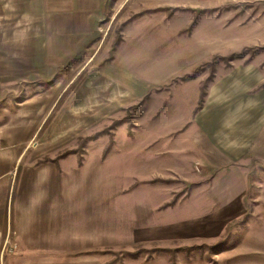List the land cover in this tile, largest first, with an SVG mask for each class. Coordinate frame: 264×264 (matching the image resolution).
I'll return each instance as SVG.
<instances>
[{
  "label": "rangeland",
  "instance_id": "rangeland-1",
  "mask_svg": "<svg viewBox=\"0 0 264 264\" xmlns=\"http://www.w3.org/2000/svg\"><path fill=\"white\" fill-rule=\"evenodd\" d=\"M165 2L104 0L81 51L64 57L59 70L10 86L11 97L0 102V213L4 200L10 219V203L44 193L60 194L76 211L102 200L108 210L101 218L93 209V221L101 220L108 247L71 253L83 257L79 264H264L263 4L197 0L190 10ZM154 21L172 23L179 37L201 31L204 57L160 82L129 76L147 64L118 58L133 56L122 50L139 33L152 35ZM139 53L133 58L159 60L157 51ZM117 69L125 73L119 79ZM118 82L126 89L119 105L111 103ZM183 83L199 91L192 119L160 138L173 118H152L173 107L168 92ZM137 84L140 93L128 90ZM177 92L191 98L195 91ZM200 112L218 120L205 141L189 132ZM88 220L76 228L101 232L87 230ZM12 232L2 259L17 252Z\"/></svg>",
  "mask_w": 264,
  "mask_h": 264
},
{
  "label": "crops",
  "instance_id": "crops-1",
  "mask_svg": "<svg viewBox=\"0 0 264 264\" xmlns=\"http://www.w3.org/2000/svg\"><path fill=\"white\" fill-rule=\"evenodd\" d=\"M166 1L160 6L176 4L193 10L192 8H197L198 5L197 0ZM209 1L235 4L232 7L243 4H263L264 9V0ZM103 8L104 0H0V87L6 94L4 97L0 96V102L11 97L8 93L14 82L22 80L28 82V78H30L28 75H44L46 69L48 70L51 66L59 70L64 57L81 51L83 44L97 31L96 28L99 25L97 19L103 12ZM154 26L155 30L152 35L146 36L144 33L142 35L139 33L138 37L128 44V48L122 50V53L130 52L134 56L135 53L138 54V51H142L139 56L159 55V60L149 57L148 62L147 58L140 60L133 56L118 58L127 62L136 60V63H141L144 61L147 64V67L141 68V71L140 69L136 71V68L126 71L124 67L129 64H122L121 68L129 76H136L148 82H160L168 76L185 71L184 68L188 66L190 59L204 57L201 54L204 42L201 31L198 32L196 39H192L191 37H179L177 30H171L173 29L170 27L172 23L164 26L154 21ZM156 36L163 38L159 39L158 44L152 48L151 45ZM144 38L146 40L140 42ZM155 51H157L156 54L150 55ZM164 57L170 64L169 69L162 66L165 63ZM247 70L248 68L240 70L243 72L241 74H245ZM105 71L109 72V70ZM124 71L120 72L117 69L113 71V74L118 75L119 79L122 74H125ZM164 71H167L166 76H163ZM229 75L234 76L233 74ZM242 79L245 81L244 78ZM136 86L137 88H128V90L130 92L131 89L139 91L141 85L137 84ZM121 87L120 84L118 89H114L112 92L117 100L111 101V103L119 105V101L124 99L126 89ZM180 88H192L195 92L191 98H187L185 93L177 92ZM168 94L173 107L164 109L161 113L157 112L152 118L154 122L162 120L167 115L173 118L171 129L169 128L172 131L168 129L160 138L167 137L177 126L190 122L195 111L194 107L199 99V91L193 83L178 84ZM169 110L170 112L167 113ZM246 117L245 115L244 120ZM216 121L218 120L215 112L210 115L200 112L196 114V125H192L189 132L195 133L197 137H201L205 141L213 135ZM244 132L246 131L244 130ZM241 138L245 140L243 135ZM155 142L157 144V141ZM242 142L244 141L242 140ZM7 201L4 200L3 210L0 213V255L7 245V242H4V236L10 229L13 231L12 239L17 252L12 251L14 254L9 255L7 259H2L1 255L0 264H65L68 260H73L69 261L71 263L79 264L83 262V257L73 258L71 253L75 254L77 251L82 253L86 250L92 251L108 247L107 232L106 240H103L101 220L97 223L93 221V209L101 213V218L103 210H108V205L103 206L102 200H100V204H89L84 209L76 211L70 204L65 203L64 201L67 200L58 193L30 195L19 200L17 204L14 202L13 206L10 203V219ZM27 202H32V204L28 205ZM87 220L89 222L87 230L100 229L101 232L96 231V234L87 232L86 234L83 226ZM5 222H8V226L7 224L4 226ZM76 224L83 226L76 228L78 227ZM70 229L73 231H67ZM16 254L17 256H14Z\"/></svg>",
  "mask_w": 264,
  "mask_h": 264
}]
</instances>
